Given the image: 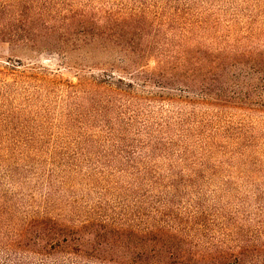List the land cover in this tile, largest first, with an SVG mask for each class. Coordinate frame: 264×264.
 <instances>
[{
    "label": "rangeland",
    "instance_id": "1",
    "mask_svg": "<svg viewBox=\"0 0 264 264\" xmlns=\"http://www.w3.org/2000/svg\"><path fill=\"white\" fill-rule=\"evenodd\" d=\"M114 1L35 0L46 19ZM123 1L149 5L152 44L166 56L179 38L264 52V0ZM178 8L191 25L154 18ZM65 37V54L0 48V256L38 216L160 223L200 250L225 245L228 234L264 241V74L234 65L221 92L233 100L218 102L183 85L138 81L116 67L127 61L115 50L74 48L77 33ZM120 78L132 81L131 96L115 90L128 88Z\"/></svg>",
    "mask_w": 264,
    "mask_h": 264
},
{
    "label": "trees",
    "instance_id": "2",
    "mask_svg": "<svg viewBox=\"0 0 264 264\" xmlns=\"http://www.w3.org/2000/svg\"><path fill=\"white\" fill-rule=\"evenodd\" d=\"M38 5L35 0H0V48L7 45L9 51L25 55L27 49L39 52L58 47L56 50L65 54L63 47L69 43L66 32L77 33L74 48L102 43L127 61L116 66L121 73L146 84L183 85L201 94H213L224 103L233 100L221 92L234 65H246L252 72L264 74V52L252 48L217 51L179 38L166 56L152 44L158 41L151 34L149 5L134 8L116 0L96 10H67L63 19L51 12L50 19L44 18ZM154 12V18L191 25L180 8L170 16L162 10ZM48 21L61 23L65 34L58 32L59 26H47ZM186 33H190L189 28ZM151 61L153 65L148 64ZM119 82L128 88L118 85L116 91L129 96L134 93L132 81L120 78ZM181 233L160 223L137 228L94 219L70 225L51 216H38L3 244L0 264H64L62 257L72 264H264V241L259 235L240 238L228 234L225 245L200 250ZM37 258L41 260L36 262Z\"/></svg>",
    "mask_w": 264,
    "mask_h": 264
}]
</instances>
